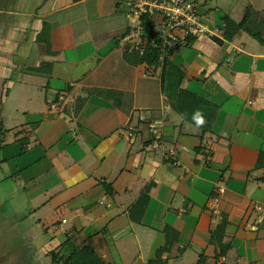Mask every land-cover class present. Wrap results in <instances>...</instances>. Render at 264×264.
<instances>
[{
    "label": "crops",
    "instance_id": "0c3cea01",
    "mask_svg": "<svg viewBox=\"0 0 264 264\" xmlns=\"http://www.w3.org/2000/svg\"><path fill=\"white\" fill-rule=\"evenodd\" d=\"M130 1L17 0L0 16V189L10 188L1 204L13 224H28L36 262L91 247L104 264H149L172 228L169 264H264V45L242 33L219 46L207 35L172 58L186 73L181 90L198 98L186 108L213 116L203 136L164 94L162 68L139 61L147 45L137 48ZM209 1L202 22L223 39L234 2L220 0L223 14L212 17ZM45 23L52 54L37 42ZM150 36L146 27L155 48ZM15 92L25 124L9 128ZM224 220L231 249L217 259L211 242Z\"/></svg>",
    "mask_w": 264,
    "mask_h": 264
},
{
    "label": "trees",
    "instance_id": "16d2710c",
    "mask_svg": "<svg viewBox=\"0 0 264 264\" xmlns=\"http://www.w3.org/2000/svg\"><path fill=\"white\" fill-rule=\"evenodd\" d=\"M17 0H0V16L9 11ZM85 0H75V3H80ZM259 14L253 9H247L245 18L240 22L236 23L228 16L222 17V27L220 29L222 33V38L212 37V40L219 46H224L226 42L232 43L239 35L242 33L248 34L254 40L260 42L264 45V33L262 31V22H260ZM5 18L7 16L5 15ZM144 26L151 30V38L158 39L156 47L151 45V43H146L147 49L144 54V57L140 58L138 56L139 61L142 64H147L150 68H162V88L164 94L169 98L171 103L174 105V108L178 110L182 116L187 118L189 121L191 120L194 124H196L203 132V136L208 134L211 131V124L213 121L212 115H204L203 117H199L198 115H193L190 112V109L186 108V104L190 103V101L197 100L198 98L188 92L181 90V87L186 79V73L175 66L172 62V58L181 52L184 48H192L196 43V40L199 39L197 37H190L186 43H182L178 45L176 48L167 49L164 60L162 61L163 52H162V41L160 38V34L156 33V27L152 23L151 17L144 18ZM51 25L45 23L42 33L39 35L37 42L39 44H45L49 50V53L52 54V46H51ZM42 68L36 69L35 71L38 73L42 72ZM178 103V105H176ZM207 105H210L206 103ZM193 111V108H192ZM209 117V118H208ZM203 121V123H200ZM39 125H34V128L37 129ZM5 136V130L3 124L0 126V148H2L3 137ZM26 150L24 149V153ZM150 197L149 192L146 193L139 203L136 205V213L134 214V221L138 224H141L145 218V214L147 208L149 206ZM228 227L227 222L224 220L222 224L218 227V229L213 233L212 244L215 245L220 253L217 255V259H220L224 256H227L228 252L231 249L230 245H225V233ZM167 236V244L165 247L159 249L156 254V258L151 261L149 264H169L166 261H163V256L166 252L172 250L174 245L179 242L178 233L172 228H167L165 232ZM51 264H104L95 254L94 250L91 247H86L81 251L72 254L71 256H62L61 253H51L50 254ZM198 264H204L203 258L200 260Z\"/></svg>",
    "mask_w": 264,
    "mask_h": 264
},
{
    "label": "rangeland",
    "instance_id": "374dc122",
    "mask_svg": "<svg viewBox=\"0 0 264 264\" xmlns=\"http://www.w3.org/2000/svg\"><path fill=\"white\" fill-rule=\"evenodd\" d=\"M219 1L220 0H218V2L217 0L209 1L208 6L203 8L205 13L210 14L212 17L222 15L223 13L220 12V8L223 9V6L220 5L219 9L217 6ZM230 1L234 2L232 3L233 6L224 7L223 11L224 14H232V18L235 22L237 21L240 23L245 18L247 9H250L251 6L255 7L254 9H257L260 13H264V0ZM194 2H198L199 5L203 4V0H195ZM211 11L212 13H210ZM10 83L13 84L14 82ZM11 84H7V88H9ZM23 100L24 98L22 97L21 92H18V94L15 92L14 95H12L7 105V112L4 115V118L7 119V125L9 128L17 127L20 123L25 124L24 116L18 115L17 113V109L21 108V102H23ZM2 188V191L0 189V264H46L47 262L44 263L41 261L36 263L35 260L37 258L33 254V245H30L24 240V235L28 232L26 231L28 224L26 223L25 225L19 226L21 225V222L18 221L16 224H13L12 222L14 219L16 220V218L11 214L9 207H7L6 204H1L2 202H6L7 194L10 192V188ZM48 264L50 263L48 262Z\"/></svg>",
    "mask_w": 264,
    "mask_h": 264
},
{
    "label": "built area",
    "instance_id": "2783aa9c",
    "mask_svg": "<svg viewBox=\"0 0 264 264\" xmlns=\"http://www.w3.org/2000/svg\"><path fill=\"white\" fill-rule=\"evenodd\" d=\"M129 18L138 23L136 39H140L138 50L145 46L144 18L157 17L160 22L162 47L173 49L186 43L190 37H218L202 22L201 6L193 0H131Z\"/></svg>",
    "mask_w": 264,
    "mask_h": 264
},
{
    "label": "clouds",
    "instance_id": "9594fccd",
    "mask_svg": "<svg viewBox=\"0 0 264 264\" xmlns=\"http://www.w3.org/2000/svg\"><path fill=\"white\" fill-rule=\"evenodd\" d=\"M200 123H203V121H200Z\"/></svg>",
    "mask_w": 264,
    "mask_h": 264
},
{
    "label": "flooded vegetation",
    "instance_id": "af4514ba",
    "mask_svg": "<svg viewBox=\"0 0 264 264\" xmlns=\"http://www.w3.org/2000/svg\"><path fill=\"white\" fill-rule=\"evenodd\" d=\"M37 263V262H36Z\"/></svg>",
    "mask_w": 264,
    "mask_h": 264
}]
</instances>
